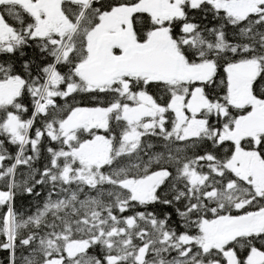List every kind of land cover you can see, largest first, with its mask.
<instances>
[{
    "label": "snow or ice",
    "instance_id": "6c2138e0",
    "mask_svg": "<svg viewBox=\"0 0 264 264\" xmlns=\"http://www.w3.org/2000/svg\"><path fill=\"white\" fill-rule=\"evenodd\" d=\"M0 264H264V0H0Z\"/></svg>",
    "mask_w": 264,
    "mask_h": 264
}]
</instances>
